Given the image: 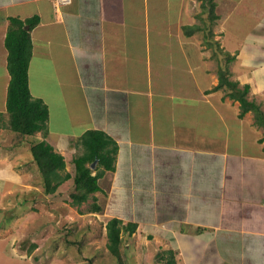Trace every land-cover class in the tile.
Segmentation results:
<instances>
[{"label":"crops","instance_id":"crops-1","mask_svg":"<svg viewBox=\"0 0 264 264\" xmlns=\"http://www.w3.org/2000/svg\"><path fill=\"white\" fill-rule=\"evenodd\" d=\"M214 1L215 29L222 16L227 27L219 34L229 35L224 44L234 51L230 75L262 108L264 0ZM200 5L71 0L55 8L53 0H0V113L8 18L37 17L31 96L48 108L50 137L96 130L117 144L115 169L100 179L108 178L115 212L175 251L178 264H264V132L216 89L211 51L194 39L202 34L184 31L201 21ZM26 143L19 144L28 153ZM12 165L0 161V179Z\"/></svg>","mask_w":264,"mask_h":264},{"label":"rangeland","instance_id":"rangeland-1","mask_svg":"<svg viewBox=\"0 0 264 264\" xmlns=\"http://www.w3.org/2000/svg\"><path fill=\"white\" fill-rule=\"evenodd\" d=\"M220 17V28L215 29V20L212 30L213 41H216L218 46L207 43V28L203 34L200 31L202 35L194 39L200 42L202 40L207 51H211L206 55H209V60L212 57L210 68L215 69L218 80L221 69L224 70L226 65L228 73L226 77L229 81L236 82V78L230 75L236 69L232 68L234 63H227L226 60L227 55H233L234 51L224 44V38L229 35L219 34L227 27L224 18ZM205 21L206 14H203L196 26L201 28L205 24L207 26ZM238 86L240 87L239 83ZM221 89L228 92L226 87ZM261 91H264V88ZM249 98L250 95H247L248 100ZM261 98L264 102V96ZM250 101L258 104L255 100ZM261 109L264 111V105ZM3 131L0 133L2 135H0V161L11 162L13 165L9 169L10 173L5 171L6 179H0V264H90L86 259L91 264H119L106 249L105 225L110 219L123 217L115 212L114 200L108 199V178L98 181L100 190L103 191L97 192L94 198H89L79 207L69 206V194L73 191L71 179L62 184L55 194L44 195L40 175L28 157L29 152L27 153L23 145L19 144L22 141L17 140L15 134L10 131ZM60 139L61 136L55 134L51 137L48 135L46 141L64 158L63 173H70L73 176L72 159L80 153V150L75 148L77 138H70L71 141L70 139L59 141ZM40 140L41 135L36 134L30 137L28 142L27 139L25 141L29 147V144ZM6 181L9 186L6 185ZM93 201L102 208L101 212L90 211ZM9 218L11 222H6ZM121 221L126 224L127 218L125 220L122 218ZM193 240L194 243L195 239ZM69 241H77L79 246L76 247ZM158 243L160 240L156 241L152 235L139 234L136 231L130 237L122 234L120 246L122 264H160L155 261L156 254L160 249H167L158 247ZM175 261L178 264L176 258Z\"/></svg>","mask_w":264,"mask_h":264},{"label":"trees","instance_id":"trees-1","mask_svg":"<svg viewBox=\"0 0 264 264\" xmlns=\"http://www.w3.org/2000/svg\"><path fill=\"white\" fill-rule=\"evenodd\" d=\"M201 3L202 14H206V23L203 28L193 25L184 27L187 35L196 32L206 31L209 45L218 43L213 41V26L217 19L216 3L214 0H195ZM201 14V15H202ZM38 24L37 17L26 20L10 17L4 37V47L7 51L6 69L9 75V82L6 89L5 99V121L0 113V128H6L15 134L17 140H30L36 134L41 135V140L29 144V152L41 178V185L44 195L55 194L58 188L65 182L72 180L73 191L69 194V206L79 207L86 203L89 198L101 191L98 181L105 172H113L115 169L117 144L105 133L96 130H88L80 135L75 142V148L80 150L73 159V176L70 173H63L65 170L64 158L53 150L46 138L49 135V112L47 106L40 99L33 98L28 85V68L32 57V43L30 32ZM27 27V28H26ZM227 63L232 62L234 57L227 55ZM226 63V64H227ZM225 65L219 74V83L216 89L226 87L227 96L239 102V116L251 112L254 117V124L263 129L264 132V111L254 101L247 99L249 86H238V82H231L226 77L228 74ZM17 140L15 142L19 143ZM95 162V167L91 165ZM90 211L99 213L102 208L95 202L91 204ZM6 222H11L10 218ZM137 225L133 223H122L117 218L110 219L105 225L106 249L108 253L122 264L120 246L122 234L129 237L136 231ZM70 244L79 246L77 241H69ZM80 250L78 249V252ZM176 253L167 249L158 251L155 261L160 264H176ZM90 264L91 262L86 259Z\"/></svg>","mask_w":264,"mask_h":264},{"label":"built area","instance_id":"built-area-1","mask_svg":"<svg viewBox=\"0 0 264 264\" xmlns=\"http://www.w3.org/2000/svg\"><path fill=\"white\" fill-rule=\"evenodd\" d=\"M70 3H71V0H53V5L55 8L66 6V5H69Z\"/></svg>","mask_w":264,"mask_h":264},{"label":"water","instance_id":"water-1","mask_svg":"<svg viewBox=\"0 0 264 264\" xmlns=\"http://www.w3.org/2000/svg\"><path fill=\"white\" fill-rule=\"evenodd\" d=\"M26 28H27V27H26ZM94 165H95V162L91 165V169H93Z\"/></svg>","mask_w":264,"mask_h":264},{"label":"bare ground","instance_id":"bare-ground-1","mask_svg":"<svg viewBox=\"0 0 264 264\" xmlns=\"http://www.w3.org/2000/svg\"><path fill=\"white\" fill-rule=\"evenodd\" d=\"M153 245V244H152Z\"/></svg>","mask_w":264,"mask_h":264}]
</instances>
